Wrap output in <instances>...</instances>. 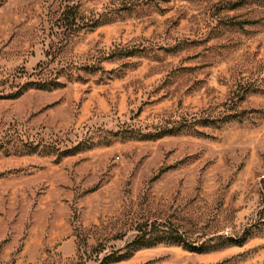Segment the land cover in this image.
<instances>
[{
    "label": "rangeland",
    "instance_id": "rangeland-1",
    "mask_svg": "<svg viewBox=\"0 0 264 264\" xmlns=\"http://www.w3.org/2000/svg\"><path fill=\"white\" fill-rule=\"evenodd\" d=\"M0 264H264V0H0Z\"/></svg>",
    "mask_w": 264,
    "mask_h": 264
},
{
    "label": "trees",
    "instance_id": "trees-1",
    "mask_svg": "<svg viewBox=\"0 0 264 264\" xmlns=\"http://www.w3.org/2000/svg\"><path fill=\"white\" fill-rule=\"evenodd\" d=\"M140 236L136 242L140 246H149L155 243H160L163 241L169 242H179L177 235H173L172 232L159 230L155 226L151 227H142L139 230ZM121 257L115 258L114 260H119Z\"/></svg>",
    "mask_w": 264,
    "mask_h": 264
}]
</instances>
